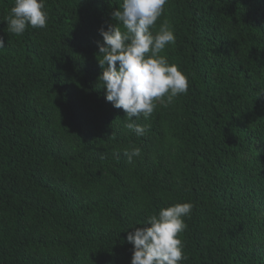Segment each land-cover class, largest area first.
<instances>
[{
	"label": "trees",
	"instance_id": "trees-1",
	"mask_svg": "<svg viewBox=\"0 0 264 264\" xmlns=\"http://www.w3.org/2000/svg\"><path fill=\"white\" fill-rule=\"evenodd\" d=\"M13 4L0 0V264H131L127 233L185 202L180 264H264V0H167L151 31H174L160 55L189 88L134 118L143 136L98 81L99 29L122 0H45L47 26L21 35Z\"/></svg>",
	"mask_w": 264,
	"mask_h": 264
},
{
	"label": "clouds",
	"instance_id": "clouds-1",
	"mask_svg": "<svg viewBox=\"0 0 264 264\" xmlns=\"http://www.w3.org/2000/svg\"><path fill=\"white\" fill-rule=\"evenodd\" d=\"M166 3L167 0H122L121 7L111 13L117 23L109 24L106 30L99 29L103 38V43L97 42L102 69L99 84L105 90L106 101L124 110V126L137 136H143L146 128L135 119L141 115L148 119L156 107L154 101L170 104L189 88L178 66L160 55L166 45L175 43L174 31L167 22L155 34L151 31ZM44 6L45 0H14L7 17L8 30L21 35L29 25L45 28ZM3 48L0 40V49ZM140 154L138 147L124 150L130 163ZM191 210L188 202L161 208L142 223L147 226L128 232L126 239L133 245L131 264H180L186 259L179 234L186 228L183 217Z\"/></svg>",
	"mask_w": 264,
	"mask_h": 264
}]
</instances>
